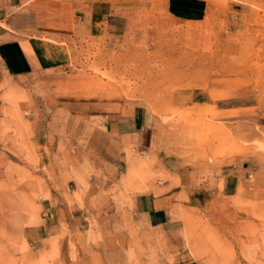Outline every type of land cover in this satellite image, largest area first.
Returning <instances> with one entry per match:
<instances>
[{
	"label": "rangeland",
	"instance_id": "374dc122",
	"mask_svg": "<svg viewBox=\"0 0 264 264\" xmlns=\"http://www.w3.org/2000/svg\"><path fill=\"white\" fill-rule=\"evenodd\" d=\"M72 1L61 71L0 65V264H264V0Z\"/></svg>",
	"mask_w": 264,
	"mask_h": 264
},
{
	"label": "crops",
	"instance_id": "0c3cea01",
	"mask_svg": "<svg viewBox=\"0 0 264 264\" xmlns=\"http://www.w3.org/2000/svg\"><path fill=\"white\" fill-rule=\"evenodd\" d=\"M6 7H14L12 26L0 27V65L13 75H24L32 73H51L61 71L66 65V56L62 54L57 45L44 40L40 33L70 34L75 27V14L71 12L70 6L74 5L72 0H2ZM6 16V15H5ZM6 22V17L3 18ZM186 25L185 36L190 39L199 33L204 35L206 49H212L214 43L209 41L212 37V22L206 15H188L184 18ZM4 37L3 39H1ZM6 37V38H5ZM191 42V39H190ZM189 46L196 47L194 44ZM53 84V83H52ZM123 108L115 110L107 118H117L123 113ZM145 113L141 110L134 113L132 126H140L139 137L141 145H147L149 132H143ZM149 145V144H148ZM166 198L152 199V206L158 203L165 204ZM144 210V209H143ZM149 208L144 210L145 215ZM166 210L158 207L151 214L150 222L162 224L166 220ZM151 222V224H153ZM198 258L195 253L181 261V264H203L207 260Z\"/></svg>",
	"mask_w": 264,
	"mask_h": 264
}]
</instances>
